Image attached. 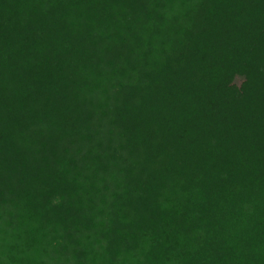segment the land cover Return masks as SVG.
Here are the masks:
<instances>
[{"label": "trees", "instance_id": "obj_1", "mask_svg": "<svg viewBox=\"0 0 264 264\" xmlns=\"http://www.w3.org/2000/svg\"><path fill=\"white\" fill-rule=\"evenodd\" d=\"M0 264H264V0H0Z\"/></svg>", "mask_w": 264, "mask_h": 264}]
</instances>
